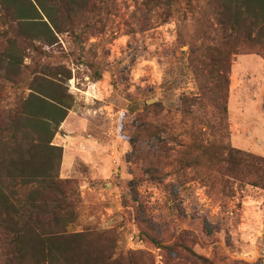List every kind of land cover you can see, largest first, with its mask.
Here are the masks:
<instances>
[{
	"label": "rangeland",
	"instance_id": "rangeland-1",
	"mask_svg": "<svg viewBox=\"0 0 264 264\" xmlns=\"http://www.w3.org/2000/svg\"><path fill=\"white\" fill-rule=\"evenodd\" d=\"M142 1L116 0L99 32L79 45L60 35L51 59L71 73L72 106L53 139L63 150L59 177L78 193V220L69 231L112 232L120 251L144 252L153 264L165 262L150 238L174 245L169 257L181 264H188L179 256L184 249L214 264H264V193L229 177L217 159L223 147L264 158V58L247 53L232 58L222 140L202 125L192 138L179 100L199 92L188 48L177 40L179 31L191 30V15L175 3L151 10L141 26L131 14ZM94 63L104 69L98 82L91 81L87 67ZM153 104L155 111L145 110ZM137 115L169 128L175 139L164 140L169 149H179L176 141H193V148L212 143L217 158H202L198 166L205 180L191 171L183 186L174 176L147 177L149 170L162 173L174 166H168L158 140L127 141Z\"/></svg>",
	"mask_w": 264,
	"mask_h": 264
},
{
	"label": "trees",
	"instance_id": "trees-1",
	"mask_svg": "<svg viewBox=\"0 0 264 264\" xmlns=\"http://www.w3.org/2000/svg\"><path fill=\"white\" fill-rule=\"evenodd\" d=\"M115 1L0 0V264H153L144 252L120 251L112 232L69 231L78 220V193L71 181L60 179L63 150L53 144L72 106L71 73L63 64H51L59 36L79 45L99 32ZM175 3L191 15V30L179 31L177 40L188 48L199 92L180 97L181 116L190 123V137L202 125L222 140L232 58L244 53L264 58V0H144L131 17L144 26L151 10ZM87 67L91 81H100L104 69L98 63ZM143 117H135L134 135L125 138L131 145L133 137L158 140L171 160L168 166H174L146 172L153 181L174 176L183 186L186 171L200 177V160L217 158L212 143L193 148V141H176L179 149L167 148L164 140L175 141L169 128ZM223 149L217 159L225 173L264 193V158ZM150 240L163 251L165 264H181L169 257L174 245ZM179 256L188 264H214L186 249Z\"/></svg>",
	"mask_w": 264,
	"mask_h": 264
},
{
	"label": "water",
	"instance_id": "water-1",
	"mask_svg": "<svg viewBox=\"0 0 264 264\" xmlns=\"http://www.w3.org/2000/svg\"><path fill=\"white\" fill-rule=\"evenodd\" d=\"M148 103H149V104H151L152 102H151V101H149Z\"/></svg>",
	"mask_w": 264,
	"mask_h": 264
}]
</instances>
